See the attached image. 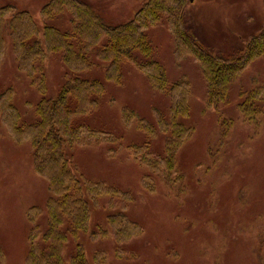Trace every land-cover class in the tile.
I'll return each instance as SVG.
<instances>
[{
  "label": "rangeland",
  "instance_id": "374dc122",
  "mask_svg": "<svg viewBox=\"0 0 264 264\" xmlns=\"http://www.w3.org/2000/svg\"><path fill=\"white\" fill-rule=\"evenodd\" d=\"M50 0H0L31 12L41 25L71 30L70 14L44 22L42 8ZM93 5L105 22L120 25L132 20L148 0H81ZM188 26L205 47L226 56L236 54L264 29V0H188ZM170 83L186 77L190 83V114L183 121L192 133L177 154L181 181L169 186L160 174L153 176L154 189L144 185L150 169L139 163L131 146H149L155 156L164 155L165 137L149 138L139 120L125 124L123 110L154 125V109L167 114L168 96L152 88L134 62L122 65L120 83L106 81V68L97 66L78 74L100 79L106 92L91 114L76 117L74 124L109 133L111 142L85 138L68 149L75 172L93 181H104L133 195L125 211L140 225L141 232L127 240L113 234L108 217L120 208L109 206L111 196H102L93 208L90 231L78 242L70 240L69 253L77 243L92 264H264V57L254 61L231 85L229 99L208 106L207 83L193 56L176 62L174 39L163 18L147 31ZM6 52L0 67V94L11 88L13 102L21 114L20 125L39 121L36 109L43 98L58 97L68 69L62 54L46 63L47 93L41 94L25 72L18 69L9 29ZM138 59L146 60L141 53ZM260 92L257 95L251 93ZM251 95V97H250ZM248 104L256 113L246 115ZM146 183V182H145ZM149 184V183H147ZM48 183L33 166V148L28 140L17 141L0 115V264H27L29 211L42 209L39 224L47 227ZM121 205V198H114ZM106 228V229H105ZM103 255L95 261L96 253Z\"/></svg>",
  "mask_w": 264,
  "mask_h": 264
},
{
  "label": "trees",
  "instance_id": "16d2710c",
  "mask_svg": "<svg viewBox=\"0 0 264 264\" xmlns=\"http://www.w3.org/2000/svg\"><path fill=\"white\" fill-rule=\"evenodd\" d=\"M188 4V0H148L132 20L114 26L105 22L89 3L50 0L41 10L44 22L68 13L71 22L69 31L48 24L41 26L31 12L21 11L14 5L0 6V67L6 52L5 33L9 29L17 67L28 75L32 86L41 94L45 95L48 90L45 66L50 57L62 54V62L68 69L58 97L40 101L36 109L39 121L36 123L20 125L21 114L13 102V89L0 94V115L4 123L14 139L31 142L34 170L47 181L51 193L47 201L46 229L39 224L42 209L34 207L28 213L31 229L27 264H92L80 243L69 253L67 245L71 239L78 242L81 234L90 231L92 210L99 206L100 198L105 195L111 196L110 207L120 209L108 217L109 229L102 230V236L111 233L120 240H127L141 232L140 225L131 221L125 212L133 200L130 192L104 181L80 176L72 166L68 149L85 138L109 142L114 138L104 131L74 124L76 117L96 110L106 92L104 81L84 79L78 74L103 63L106 81L120 83L123 63L134 62L146 75L152 88L168 96L170 107L167 114L154 109L156 125L138 118L132 109L123 110L127 126L138 119L139 128L149 138L159 133L165 137V152L161 156H155L149 143L130 147L135 159L150 169L151 174L145 175L143 181L153 190L152 174H160L169 186L183 177L177 168V154L192 133V128L183 121L190 114L191 85L186 77L169 82L163 65L151 58L154 49L147 31L159 25L163 18L166 20L174 39L176 62L187 55L193 56L202 68L209 107L228 102L235 79L254 61L264 57V29L234 55L211 52L188 26ZM137 52L146 60L138 59ZM259 93L256 91L251 95ZM240 108L246 115L257 111L248 104ZM114 198H121L123 203H114ZM102 255L101 252L96 253L95 261H100ZM2 260L0 251V262Z\"/></svg>",
  "mask_w": 264,
  "mask_h": 264
},
{
  "label": "water",
  "instance_id": "95a60500",
  "mask_svg": "<svg viewBox=\"0 0 264 264\" xmlns=\"http://www.w3.org/2000/svg\"><path fill=\"white\" fill-rule=\"evenodd\" d=\"M192 1V0H191Z\"/></svg>",
  "mask_w": 264,
  "mask_h": 264
}]
</instances>
